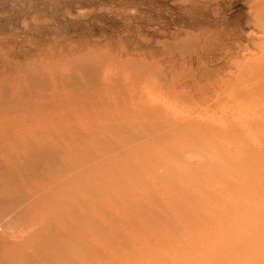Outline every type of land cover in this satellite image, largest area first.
Here are the masks:
<instances>
[{
	"label": "rangeland",
	"instance_id": "1",
	"mask_svg": "<svg viewBox=\"0 0 264 264\" xmlns=\"http://www.w3.org/2000/svg\"><path fill=\"white\" fill-rule=\"evenodd\" d=\"M22 1H0V264H112L150 249L169 264L174 222L113 196L127 173L226 149L247 107L262 110L264 0ZM192 215L191 228L205 224Z\"/></svg>",
	"mask_w": 264,
	"mask_h": 264
},
{
	"label": "bare ground",
	"instance_id": "2",
	"mask_svg": "<svg viewBox=\"0 0 264 264\" xmlns=\"http://www.w3.org/2000/svg\"><path fill=\"white\" fill-rule=\"evenodd\" d=\"M0 1L5 2L6 0ZM54 1L55 0H38L33 3L30 1L32 5L28 4L30 3L28 1L27 6L34 7L41 5L42 7L52 4ZM22 4L23 6L25 5V0L22 1ZM25 10H27V8ZM39 20L40 19H38V21ZM261 97L262 101L260 102H262V104L260 105L263 107H260L262 110L260 109L261 111L256 113L257 110L255 107L251 109V106L247 107L248 111L251 110L248 112L250 115L245 116L246 120L241 119L239 126H237L236 136L232 134L235 138L232 139V136H229L227 140L229 143H224L226 140L223 142L224 145H227V148L225 147L226 149H224V147L222 148L223 150L221 147H217V149L214 147L210 150H205L206 147L202 146L203 152L200 154L197 153L200 155V158L196 160L197 162L199 159L200 164L197 162L198 164L195 163L196 165L192 164L191 166V160H195V158L186 156L184 162L187 164L190 162L187 166L181 165L180 162H178L180 165H174L173 160H168L169 163L166 164L167 166H160L161 164L154 163L150 171V176L147 175L146 177V175L140 171L141 173H139V175L138 173L136 176L134 175V177L132 175V178L130 175L133 173H127L130 177V179L128 178V181H126L127 183H124V180L127 179L126 175L123 176H126V178H123L124 180L121 179L123 180V185L127 184L125 185L127 188L126 190L125 188L122 189L125 191L121 192L123 197L120 193L114 194L115 196L113 197H121V200L118 202L124 201L128 206L132 204L133 206H130L132 208L130 211L132 212H139L140 209H142L141 207H143V209L147 208L151 213L154 212L155 214L163 216L165 218L164 221L169 219L167 221L171 223L174 222V225L178 228L179 236H177V234L176 238L167 243L169 247L164 248V254L168 261H170L169 264H205L204 259H207L208 255L211 256L212 260L221 261V264H264V93H262ZM253 105L254 104H252V106ZM234 129L236 130V128ZM226 133L229 134L228 132ZM225 139H227V137ZM206 140L209 141V139ZM203 141H201V143ZM210 142L213 145L211 140ZM215 145H217V143L214 144V146ZM183 154L185 153H182V155ZM188 156L190 155L188 154ZM195 157H197V155ZM118 173L120 172L118 171ZM140 174H144L145 177H143L142 180H137L139 177L142 178ZM153 174H155L156 177L152 176ZM171 185H174L176 189H173ZM112 186L113 189L117 185L114 186L112 184ZM112 189L110 191H113ZM181 189L184 191L180 192L182 194L178 193ZM120 191L121 190L117 192ZM151 192L154 194L155 199L161 202V205L157 204V206L155 202V205L150 202V195L147 196L148 200L143 197L145 193L148 195ZM107 193H109V191H107ZM109 195L111 197L112 194L110 193ZM150 200L152 201V199ZM126 203L124 204L126 205ZM123 205L122 207L124 208L125 205ZM161 206L162 209L160 210ZM135 207L136 210L133 211ZM138 207L140 208L139 210H137ZM122 209L121 211H123ZM125 210L127 209H124V211ZM127 211L128 213L130 212L129 210ZM127 211L122 212V214L126 213V216L123 218L128 215L130 217L132 216L133 213L131 212L128 214ZM186 214L195 215H192L193 219H195L196 215L202 216L203 218H201L203 222L205 221V224L203 225L202 223V225H196L191 228L193 222L191 223V217L186 216ZM199 216H197L198 219L195 220L201 222V220L199 221ZM132 222V220H129L128 227H130V223ZM145 223H143V225L141 224L142 227L138 224L140 230L142 229L144 232L150 231L151 225H153L151 224L152 222L148 225ZM156 225H154L155 227L152 226L153 229L158 228L160 232H164L165 229L163 224H160L161 226ZM116 226L118 229L119 225H115V227ZM120 229L121 228H119L118 231H121ZM55 237L56 239H54ZM55 237L50 240L52 242L55 240H58L56 242L63 241L60 236V240L57 239L58 236ZM33 238H35V236ZM33 238L32 241L34 240ZM92 239L93 238L89 239V243L93 246L96 240L95 238V241ZM150 239L151 235H144V237L141 235L138 241L144 244V241L147 242L150 241ZM40 240L42 241V239L37 241L39 242ZM50 240H48L49 243H51ZM68 240L72 241L73 239L71 240L68 238ZM44 241L48 244V241L45 239L42 243H44ZM154 241L159 242L160 245L165 243L160 240ZM183 245L188 248L187 252L185 250V253L182 252L183 254H178V249ZM42 246L43 245H41V247ZM105 247L103 246V249L107 251ZM39 249L40 248H38V251H40ZM150 250L149 253L144 256L131 254L126 256L125 254L121 255L119 253L120 256L118 257V254H112L110 255V263L157 264V253L153 252L154 249L153 251ZM51 251L53 250L51 249L50 252ZM112 252L116 251L112 249ZM46 253H48V251ZM61 253L63 252H60V254ZM37 256L38 255H36V257ZM158 264H161V262Z\"/></svg>",
	"mask_w": 264,
	"mask_h": 264
}]
</instances>
